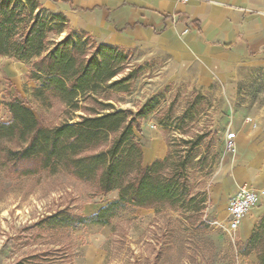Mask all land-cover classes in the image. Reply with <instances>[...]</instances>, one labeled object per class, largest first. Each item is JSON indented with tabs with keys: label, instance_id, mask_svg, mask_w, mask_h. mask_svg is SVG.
Returning <instances> with one entry per match:
<instances>
[{
	"label": "rangeland",
	"instance_id": "1",
	"mask_svg": "<svg viewBox=\"0 0 264 264\" xmlns=\"http://www.w3.org/2000/svg\"><path fill=\"white\" fill-rule=\"evenodd\" d=\"M92 28L110 40L108 30ZM64 36L65 32L49 34V40L57 42ZM185 36L179 31L165 45L141 40L127 47L125 73L135 70L132 87L127 94L112 93L110 102L115 108L135 112L159 95L160 113L142 120L140 132L135 131L143 165L163 159L170 139L202 136L195 165L187 173L191 206L199 210L124 205L107 224L79 228L50 224L47 219L61 210L92 215L117 199L118 192L98 194L93 182L80 181L58 168L18 175L5 159V152L17 145L2 141L0 264H256L253 254L247 257L238 252L239 228L228 233L222 223L225 195L247 177L249 156L264 151V55L231 64L211 50L206 55L191 54L184 45ZM30 71V62L0 56V102L17 98L45 126L68 119L58 99L41 102L32 96L40 82L29 78ZM166 112L171 118L186 112L188 119L180 124L188 133L175 129L166 133L156 121ZM0 120H10L2 105ZM232 132L236 139L229 144L225 137ZM252 173L255 181L256 169Z\"/></svg>",
	"mask_w": 264,
	"mask_h": 264
},
{
	"label": "trees",
	"instance_id": "2",
	"mask_svg": "<svg viewBox=\"0 0 264 264\" xmlns=\"http://www.w3.org/2000/svg\"><path fill=\"white\" fill-rule=\"evenodd\" d=\"M62 32V40H49V34ZM124 51L128 49L76 32L62 14L50 12L38 0H0V56L30 62L29 78L40 82L32 96L41 102L58 99L68 113V119L45 126L17 98L0 102L10 115L8 122L0 120V142L17 145L5 152L6 161L18 175L58 168L80 181L93 182L98 194L118 192L117 199L92 215L61 210L47 219L50 224L71 228L107 224L124 205L199 210L191 206L187 173L195 165L202 136L170 139L163 159L143 165L135 131L140 132L142 120L160 113L159 95L135 112L115 108L110 102L112 93L127 94L132 87L135 70L125 73ZM186 119V112L179 118L166 112L156 121L166 133L175 129L187 134L180 124ZM237 248L240 255L253 254L256 264H264V214Z\"/></svg>",
	"mask_w": 264,
	"mask_h": 264
},
{
	"label": "crops",
	"instance_id": "3",
	"mask_svg": "<svg viewBox=\"0 0 264 264\" xmlns=\"http://www.w3.org/2000/svg\"><path fill=\"white\" fill-rule=\"evenodd\" d=\"M38 1L45 8L50 5L53 11L62 14L71 29L94 35L110 45L127 48L141 40L165 45L177 32L183 31L186 35L184 45L191 54L201 52L206 55L211 50L231 64L264 55V0H189L185 3L178 0ZM91 26L108 30L112 35L110 40L96 34ZM127 39L129 44H123ZM263 153L258 150L257 155L249 156L247 177L236 182V189L225 195L226 205L240 188H264ZM254 169L255 181L251 179ZM263 214L264 197L241 221L240 241L249 238ZM252 257L255 259L254 255Z\"/></svg>",
	"mask_w": 264,
	"mask_h": 264
},
{
	"label": "built area",
	"instance_id": "4",
	"mask_svg": "<svg viewBox=\"0 0 264 264\" xmlns=\"http://www.w3.org/2000/svg\"><path fill=\"white\" fill-rule=\"evenodd\" d=\"M178 1L185 3L189 0ZM235 138V132L228 133L225 137L229 144H231ZM263 197L264 189L255 190L243 187L237 190L227 201L225 222L222 223L223 230L228 233L235 232L239 228L243 218L251 209L258 205Z\"/></svg>",
	"mask_w": 264,
	"mask_h": 264
}]
</instances>
